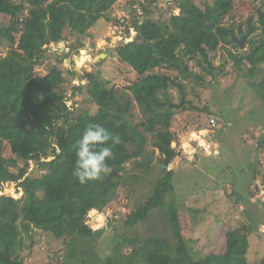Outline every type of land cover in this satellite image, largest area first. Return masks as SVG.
<instances>
[{
    "label": "trees",
    "instance_id": "obj_1",
    "mask_svg": "<svg viewBox=\"0 0 264 264\" xmlns=\"http://www.w3.org/2000/svg\"><path fill=\"white\" fill-rule=\"evenodd\" d=\"M117 1L0 0V16L10 19L8 26L0 25V43L10 48L0 58V86L4 85L0 87V143H7L11 154L5 157L0 147V189L5 183H15L24 189L20 199L0 196V264H21L19 253L25 249L24 241L32 239V230L50 234L57 240L66 234L84 243L101 238L103 230L93 232L85 225L88 213L102 211L112 204L123 184L120 173L126 163L134 160L142 175L149 174L151 160H137L144 155L145 136L151 137V145L159 151V162L165 168L179 155L171 147L175 137L170 130L171 120L175 111L184 110L188 103L177 79L192 77L204 84L207 77L214 79L225 73L227 62L223 57L220 65L214 63L219 49L227 51L236 69L249 65L250 74L257 61L264 63V13L260 10L256 20L247 19L245 31L244 25L238 24L237 37L233 28L225 24L233 0H210L201 6L194 0H175L178 14L169 17L168 26L153 19L158 10L155 0H133L138 3L143 20H134L132 24L137 34L135 45L124 62L131 68L135 81L125 87L128 94L117 93L107 89L93 74L84 75L86 84L74 87V93L84 89L97 111L94 115L86 111L76 113L58 92L66 80L62 71L51 68L38 77L34 74L35 66L41 63L45 47L64 41L65 30L79 38ZM257 35V39H251ZM243 37L247 38L248 46L239 51L238 41ZM229 47L237 51L233 54L227 50ZM189 62L198 72H190ZM168 71L176 76L168 75ZM67 75L71 73L67 71ZM172 87L182 95L179 103L169 98ZM132 104L143 116L139 125L131 122ZM90 122L102 123L121 138V143L113 149L115 158L108 161L109 174L81 185L72 174L75 145ZM48 157L52 159L47 160ZM31 162L40 174L36 179L28 174ZM171 179L169 171L156 181L151 195L131 213L126 226L134 227L151 211L166 208L174 242L136 236L127 242L129 246H137H133L129 256H121L125 241L118 242L115 254L102 264H248L246 241L228 243L222 254L202 260L181 258L179 247L183 237L177 210L164 202L166 195L173 193ZM80 264L88 262L82 260ZM91 264L100 263L96 259Z\"/></svg>",
    "mask_w": 264,
    "mask_h": 264
},
{
    "label": "rangeland",
    "instance_id": "obj_2",
    "mask_svg": "<svg viewBox=\"0 0 264 264\" xmlns=\"http://www.w3.org/2000/svg\"><path fill=\"white\" fill-rule=\"evenodd\" d=\"M194 1L199 6L210 2ZM233 1L225 24L239 37L238 24H243L245 31L249 17L256 20L257 11L264 13V0ZM155 2L158 10L153 13V19L168 26L169 17L178 14L175 0ZM142 17L138 3L118 0L86 34L76 38L65 30L64 41L45 47L34 74L43 77L51 68L61 70L66 80L58 92L65 97L66 105L76 113L86 111L94 115L96 105L84 89L74 93V87L86 84L84 75L93 74L107 89L127 93L125 87L135 81V76L124 60L135 45L137 34L132 24L134 20L142 21ZM9 24L8 17L0 16V25ZM18 37L16 34L15 38ZM244 38L239 51L248 46ZM255 38L258 35L251 37ZM9 50L7 44L0 43V58ZM227 50L233 54L237 51L231 47ZM222 57L227 62L225 73L214 79L207 77L204 84L192 77L177 79L183 87V99L188 103L184 110L175 111L171 120L170 130L175 134L171 147L179 155L167 168L163 167L159 151L151 145V137L145 136V156L137 160H151L149 174L142 175L134 160L126 163L120 173L123 184L112 204L102 211L88 213L85 225L93 232L103 230L102 237L84 243L81 239L74 241L69 234L57 240L50 234L32 230V239L24 241L25 249L19 253L21 264H80L82 260L91 264L96 259L102 264L115 254L118 242L125 241L121 256H129L136 244L129 246L127 242L136 236H155L174 242L166 208L151 211L134 227L126 226L131 213L151 195L156 181L169 171H172L173 193L166 195L164 202L177 210L183 237L179 252L183 260L198 261L209 255H220L228 243L246 241L248 264L263 263L264 63L257 61L250 74L249 65L236 69L223 49H219L214 58L216 66L222 63ZM189 65L191 73L198 72L192 63ZM167 74L176 76L170 71ZM169 95L174 103L181 101L178 89L172 87ZM130 114L131 122L139 125L143 116L135 104L131 105ZM212 118L218 122L216 128L209 125ZM0 147L5 157L11 156L7 143H0ZM35 170L36 165L31 162L28 174L33 179L40 176ZM32 187L30 185L29 189ZM2 195L20 199L24 189L15 183H5L0 189Z\"/></svg>",
    "mask_w": 264,
    "mask_h": 264
},
{
    "label": "clouds",
    "instance_id": "obj_3",
    "mask_svg": "<svg viewBox=\"0 0 264 264\" xmlns=\"http://www.w3.org/2000/svg\"><path fill=\"white\" fill-rule=\"evenodd\" d=\"M120 143L121 138L109 132L102 123L87 124L75 145L76 159L72 174L78 183L86 185L109 174L108 161L115 158L113 149Z\"/></svg>",
    "mask_w": 264,
    "mask_h": 264
},
{
    "label": "built area",
    "instance_id": "obj_4",
    "mask_svg": "<svg viewBox=\"0 0 264 264\" xmlns=\"http://www.w3.org/2000/svg\"><path fill=\"white\" fill-rule=\"evenodd\" d=\"M209 125L211 128H216L218 126V122L216 119L212 118L209 120Z\"/></svg>",
    "mask_w": 264,
    "mask_h": 264
},
{
    "label": "water",
    "instance_id": "obj_5",
    "mask_svg": "<svg viewBox=\"0 0 264 264\" xmlns=\"http://www.w3.org/2000/svg\"><path fill=\"white\" fill-rule=\"evenodd\" d=\"M245 38L243 37L241 41L238 42V44L240 45V48H243V42H244ZM165 167V166H163Z\"/></svg>",
    "mask_w": 264,
    "mask_h": 264
},
{
    "label": "crops",
    "instance_id": "obj_6",
    "mask_svg": "<svg viewBox=\"0 0 264 264\" xmlns=\"http://www.w3.org/2000/svg\"><path fill=\"white\" fill-rule=\"evenodd\" d=\"M213 137V136H212ZM214 139V138H213Z\"/></svg>",
    "mask_w": 264,
    "mask_h": 264
}]
</instances>
